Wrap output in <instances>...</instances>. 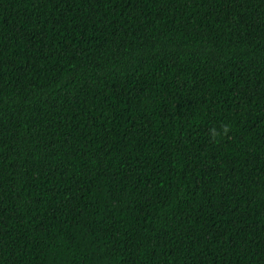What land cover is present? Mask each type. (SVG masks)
<instances>
[{"label":"trees","instance_id":"16d2710c","mask_svg":"<svg viewBox=\"0 0 264 264\" xmlns=\"http://www.w3.org/2000/svg\"><path fill=\"white\" fill-rule=\"evenodd\" d=\"M0 264H264V0H0Z\"/></svg>","mask_w":264,"mask_h":264}]
</instances>
